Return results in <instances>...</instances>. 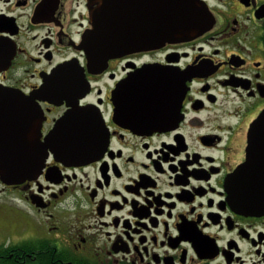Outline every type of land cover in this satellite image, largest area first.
I'll return each mask as SVG.
<instances>
[{
	"label": "flooded vegetation",
	"instance_id": "obj_1",
	"mask_svg": "<svg viewBox=\"0 0 264 264\" xmlns=\"http://www.w3.org/2000/svg\"><path fill=\"white\" fill-rule=\"evenodd\" d=\"M167 1L0 0V100L57 132L36 179L0 181V264H264V208L233 190L244 165L264 186V0H202L181 42ZM116 23L159 43L120 51Z\"/></svg>",
	"mask_w": 264,
	"mask_h": 264
},
{
	"label": "water",
	"instance_id": "obj_2",
	"mask_svg": "<svg viewBox=\"0 0 264 264\" xmlns=\"http://www.w3.org/2000/svg\"><path fill=\"white\" fill-rule=\"evenodd\" d=\"M157 19L154 22L157 31L161 27L166 14V34L163 39L170 42L192 40L210 28V13L202 0H169L167 4L156 7ZM108 32L109 41H117L120 51L142 50L153 48L159 40H150L153 31L139 35H125L116 23ZM111 34L113 38L110 39ZM125 35L124 37L121 35ZM152 38V37H151ZM156 39H162L156 37ZM164 42V40L162 41ZM0 107L9 109L7 116V138L0 137V181L6 184H21L27 180L36 179L42 172L49 149L57 139V132L49 136L45 144L40 137L42 112L40 106L33 100H26L17 92L8 93L0 100ZM61 160L79 159L78 154L60 153ZM249 177V169L244 165L236 173V183L233 184L237 202L242 209L261 210L264 208V190L262 185L245 184Z\"/></svg>",
	"mask_w": 264,
	"mask_h": 264
}]
</instances>
